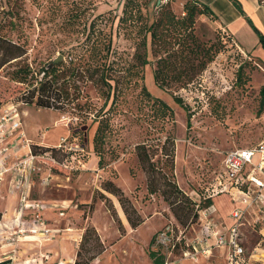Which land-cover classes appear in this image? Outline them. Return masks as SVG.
Segmentation results:
<instances>
[{
  "label": "rangeland",
  "instance_id": "374dc122",
  "mask_svg": "<svg viewBox=\"0 0 264 264\" xmlns=\"http://www.w3.org/2000/svg\"><path fill=\"white\" fill-rule=\"evenodd\" d=\"M39 1L38 4H33L26 0L21 10L22 21L20 24L18 22L20 27L17 29L20 32L7 34L13 41H27L29 62H50L58 55L62 57L61 54L66 49L83 40L87 31L82 32V26L74 31L64 27L67 17L75 15L78 9L80 23L88 25L96 16L111 21L107 30L111 35L115 53L113 57L124 71L117 75L120 77L121 95L112 106L111 100L105 106V111H110L105 116L107 127L103 130L99 143L101 166H98L99 158L94 151L93 139L100 119L96 115L104 108L105 99L85 77L78 82L84 97L82 102L87 98L95 109L86 117L71 109L56 111L23 106L24 104L17 101L20 87L9 77L12 67L6 66L0 71V115L5 109L10 110L11 106L21 115L24 109L26 114L21 117L29 130L32 133L39 131L37 135L40 137L47 134L48 142L54 144L51 147H56L61 138L69 137L71 147L76 149L75 145H78L84 148V157L78 156L81 157L82 166L75 159L69 165L72 169L63 168V164L66 165V156L61 157L62 153L57 157L58 164L37 159L36 165L46 167L55 175L64 178L65 184L78 181L86 187L80 189L83 196L82 200L75 202L77 209L75 206L74 209L63 211V215H59V221L54 223L59 227L67 224L84 230L87 227L95 229L104 252L91 264H152L147 251L156 233L164 230L168 224H173L178 229H184L185 226L176 221L160 193L148 194V177L137 160L135 146L144 143L148 147L147 153L157 169L154 176L161 190L167 188L163 183L164 175L166 179L175 182L197 205L201 203V193L208 197L220 190L218 182L229 185L222 170L225 153L235 148L254 145L264 135V99L261 93L264 88V50L261 47L258 50L245 49L231 35L224 33L212 17L196 16L191 37L197 39L205 48L211 51L217 49L218 52L191 84L183 87L180 82H171L161 89L154 79L157 57L151 46L150 33H144L147 41V64L142 66L138 59V55L143 53L142 49H137L143 35L140 31L158 20L160 5H164L170 16L181 23L185 17L186 0H140L141 15L136 14L137 18L133 19V23L129 21L125 24H120L119 18L123 16L126 0ZM258 1L264 4V0ZM50 3L56 8L53 13L44 9L50 7ZM3 5L0 1V10ZM38 20L42 21L41 29L36 28ZM168 34L174 37L171 41L177 40L180 44L182 40L191 38L180 28L179 23ZM173 47L178 49L177 44ZM143 87L151 95L150 98L142 93ZM154 98L164 102L172 110V116L158 120V108L153 102ZM175 98L182 100L184 108L175 103ZM71 136H74L75 141ZM166 139L171 142V148L167 149L172 150L173 171H170L169 159L162 150ZM107 181H111L122 191L127 207L137 211L143 222L136 229L127 228L128 222L118 198L104 191ZM60 185L59 197L69 198L67 187ZM100 194L105 196L107 202L100 199ZM213 200L220 209L227 211V215L241 209L239 206H230V203L234 204L236 201L228 192L214 195ZM221 203L223 206H219ZM197 214L196 222L186 224L188 226L185 227V234L192 226H202L199 210ZM243 218L248 224H253L254 217L250 214L246 213ZM119 226L122 227V233ZM256 226L258 230L261 226L264 227V222L261 221ZM83 233L80 238L74 239L73 246L68 244L65 264H72L68 259L74 254L76 259ZM11 235L21 234L16 230ZM250 235L251 243L257 240L255 234ZM155 248L154 238L151 249ZM242 248L247 254L251 249L249 246ZM180 252L176 248L165 259L167 263L168 260L178 259ZM83 254L87 256L84 252Z\"/></svg>",
  "mask_w": 264,
  "mask_h": 264
},
{
  "label": "trees",
  "instance_id": "16d2710c",
  "mask_svg": "<svg viewBox=\"0 0 264 264\" xmlns=\"http://www.w3.org/2000/svg\"><path fill=\"white\" fill-rule=\"evenodd\" d=\"M0 1L4 4L1 6L0 10V71L6 66L11 65L12 69L9 72L10 80L20 87L17 101H20L24 105L35 106L40 109H51L56 111L71 109L86 117L94 112L95 109L87 98L82 102L84 97H82L78 82L84 77L87 81L92 83L98 90V93L104 97V108L99 110L96 115L97 118L100 119L98 120V126L93 139L94 151L99 158L98 166H101L102 155L99 143H101L103 130L107 127V119L105 116L110 111V109L105 111V106H107L110 100L112 106L117 97L121 95V91H119L120 77H117V75L124 71L113 57L115 53L112 49L111 35L107 30V25L110 24L111 21L96 16L88 25L84 22L80 23V16L78 13L80 9H78L73 16L67 15V20L64 22L65 28L74 31L79 26H82L80 30H82V32H87L82 41L77 42L75 45H71V47L61 54L64 59L50 66L51 61L47 63H37L35 60L29 62L27 57V41L20 43L7 37L8 33L20 32L17 28L20 27L19 24L22 21L21 10L26 0ZM29 1L33 4H38L40 2L39 0ZM58 1L62 2V0ZM50 2H53V0ZM258 2L262 3L261 1ZM139 3L140 0H126L123 16L119 18L120 24H125L129 21L133 23L135 21L133 19L135 17L137 18L136 14L138 16L141 15V4ZM73 4L77 5L75 1H73ZM80 8H82V6H80ZM44 9L48 13L56 11V8L52 4L50 7H44ZM159 9L160 16L158 20L150 27H144L140 31L143 35L139 40L137 49H142L143 53L138 55V59L142 66L147 64V41L144 33H150L151 46L152 49L154 48L153 52L157 57L154 79L156 83H158V87L163 89L171 82H180L182 86L185 87L194 82L196 77H198L205 70L206 66L213 61L218 52L217 49L211 51V49L205 48L197 39L193 36L191 37L196 16L209 15L214 19V15L208 7L197 0H186L184 7L185 17L182 19L181 23L175 21V19L170 16L164 5H160ZM247 22L258 37L259 44L264 50V35L258 32L249 19H247ZM177 23L180 24V28L183 29L186 35H188L189 38L191 37L186 41L182 40L181 44L176 42L177 40L171 41L174 37L168 34ZM42 26V21L38 20L36 28L41 29ZM174 44H177V50L174 49ZM126 72H128L127 69ZM124 77H126V75H124ZM142 93L145 97H151L144 87L142 88ZM261 93L264 99V88ZM174 101L177 105L184 108L180 98H175ZM153 102L157 104V112L159 115H157L156 118L158 120H164V118L172 116V110L164 102L156 98L153 99ZM29 146L31 154L37 159H45L48 162H56L58 164L57 157L61 155L60 153L63 154L61 157H68V153L61 151L57 146L44 147L31 143ZM167 147L171 148V142H169L168 139L164 141L162 150L165 152L164 156L169 159L170 171H173L172 150H168ZM147 149L148 147L144 143L135 146L137 160L148 177V194L155 195L157 192L160 193L162 200L167 203L170 212L180 225L187 227L191 223L196 222L198 218L197 211L210 207L211 198L201 193V203L197 205L177 187L175 182L166 179L164 175L163 183L167 188L161 190L154 176L157 169L151 161ZM61 159L59 161H61ZM104 191L118 198L131 229H136L139 224L143 222L135 209L127 207L125 204L127 200L123 196L122 191L116 187L114 183L107 181L104 185ZM100 199L107 202L103 194H100ZM196 206H198L197 210H195ZM186 224L188 225L186 226ZM119 230L121 233L123 232L121 226H119ZM158 233L159 232H157L155 236H157ZM155 236L149 243L150 248L147 251V255L152 264H164L166 259L165 253L161 250L151 249L153 239L156 238ZM87 245L90 247L86 248ZM83 252L87 256H85ZM103 252L104 247L95 229L87 227L84 230L79 250L76 252L74 264H91V262ZM82 258H85V261H82Z\"/></svg>",
  "mask_w": 264,
  "mask_h": 264
},
{
  "label": "crops",
  "instance_id": "0c3cea01",
  "mask_svg": "<svg viewBox=\"0 0 264 264\" xmlns=\"http://www.w3.org/2000/svg\"><path fill=\"white\" fill-rule=\"evenodd\" d=\"M197 1L208 7L214 15L216 24L231 35L243 48L258 50L261 47L258 37L249 26L247 19L260 34L264 35L263 3H259L258 0ZM260 52L262 53V51ZM18 114L21 123L19 130L9 132L8 126L7 136L0 137V264H65L67 260L64 261V259L68 257V244L73 246L74 239L80 238L84 228L79 229L67 224L59 227L54 222L60 218V212L64 213L63 211L69 208H75V202L82 200L83 195L80 189L86 187L79 184L78 181L65 184L64 178L55 175L46 167L36 165L37 163H35L37 172L31 174L30 177H19L13 165L25 159L30 153V147L25 146V141L44 147H51L54 144L48 142L47 134L40 137L39 134L37 135L39 131L32 133L29 130L24 118L21 117L26 114L24 109H22V115L20 112ZM20 132L23 133V137L19 136ZM66 180L70 179L66 178ZM60 184L69 190V198L59 197ZM229 193L236 201L234 204L230 203V206L232 208L239 206L243 209L244 206L240 203L243 196L236 190H231ZM24 204H39L44 209L42 211L24 209ZM211 204L213 205H210V210L213 212L216 227L220 231L227 232L238 221L241 222L242 226L238 228L240 245L251 248L248 254L245 253V264H264L263 225L256 230V225L261 221L264 222V206L256 204L247 209L246 213L254 217L251 225L243 218L246 213L241 219H234L232 214L227 215L226 210L220 209L215 200L212 201V198ZM219 206H223L222 203ZM37 215L42 217L46 229L50 230L48 240L41 236L33 237L24 233L22 236L11 235L16 230H28ZM127 228H130L128 224ZM250 234H255L257 240L251 243ZM185 235L188 241L201 237L203 235L202 226L197 228L192 226ZM189 250L191 251V248ZM228 257L229 250L227 248L214 247L209 255L197 254L196 260L179 256L178 259L168 260L167 264H230ZM74 259L75 254L68 260L73 264Z\"/></svg>",
  "mask_w": 264,
  "mask_h": 264
},
{
  "label": "built area",
  "instance_id": "2783aa9c",
  "mask_svg": "<svg viewBox=\"0 0 264 264\" xmlns=\"http://www.w3.org/2000/svg\"><path fill=\"white\" fill-rule=\"evenodd\" d=\"M222 31L225 33L224 30ZM20 125L17 110L13 106L10 107V110L8 108L5 109L0 115V137L5 138L7 136L6 129L8 126L9 132H15L19 130ZM19 136L23 137V133L20 132ZM72 138L75 141V138ZM70 139L69 137L61 138L57 145L61 151H67L66 153H68L66 165L63 164V168L65 169H72L69 165L75 159L77 164L83 165V162H80V158L84 155L85 150L78 145H75L77 150L71 147ZM29 145V142L25 141V146L29 148ZM36 161L37 158L30 152L25 159L15 163L13 168L19 177H30L37 170ZM222 170L229 185L223 184L221 181L218 182L220 190L208 197L212 198L217 194L229 193L231 190L238 191L243 196L240 203L244 208L234 211L232 218L241 219L247 209L256 204L261 207L264 206V135L254 145L235 148L226 152L223 157ZM196 207L198 208V206ZM23 208L37 211L44 209L39 204H24ZM210 208L207 207L199 210V219L202 222L203 229L201 237L188 241L185 229H178L173 224H168L164 230L157 234L155 238V250L164 251L163 253H165L167 260V257L172 255L175 249L178 248L181 251L180 256L182 258L196 260L197 254L209 255L214 247L227 248L229 250L228 260L230 264H245V250L240 245L238 238V228L242 226L241 222L238 221L227 232H222L217 229L216 221ZM59 215L62 216L63 213L60 212ZM18 233L21 234L19 236H22L24 233L33 237L41 236L43 239L47 238L46 240L50 236V230L46 229L44 220L38 215L28 230H18ZM190 248L191 251L189 250ZM164 264H167V261Z\"/></svg>",
  "mask_w": 264,
  "mask_h": 264
},
{
  "label": "water",
  "instance_id": "95a60500",
  "mask_svg": "<svg viewBox=\"0 0 264 264\" xmlns=\"http://www.w3.org/2000/svg\"><path fill=\"white\" fill-rule=\"evenodd\" d=\"M61 59H62V57L58 55L55 59H53V60L51 61V65H50V66H52L53 64H56V63L59 62Z\"/></svg>",
  "mask_w": 264,
  "mask_h": 264
}]
</instances>
